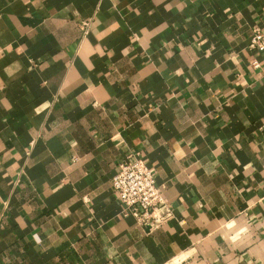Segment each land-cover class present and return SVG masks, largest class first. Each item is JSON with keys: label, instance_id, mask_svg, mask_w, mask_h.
<instances>
[{"label": "crops", "instance_id": "1", "mask_svg": "<svg viewBox=\"0 0 264 264\" xmlns=\"http://www.w3.org/2000/svg\"><path fill=\"white\" fill-rule=\"evenodd\" d=\"M258 28L264 0H0V264H264ZM134 153L158 227L112 188Z\"/></svg>", "mask_w": 264, "mask_h": 264}, {"label": "built area", "instance_id": "2", "mask_svg": "<svg viewBox=\"0 0 264 264\" xmlns=\"http://www.w3.org/2000/svg\"><path fill=\"white\" fill-rule=\"evenodd\" d=\"M88 25V21L80 23L83 32H87ZM249 47L264 51V29L254 30ZM251 65L258 67L259 61L253 59ZM111 182L113 191L122 205L123 215H132L138 223L148 228L158 227L171 216V209L155 182L152 167L139 153L128 155L119 164Z\"/></svg>", "mask_w": 264, "mask_h": 264}]
</instances>
